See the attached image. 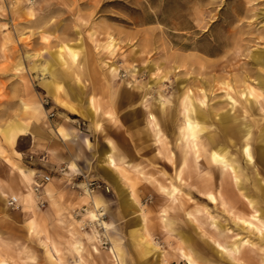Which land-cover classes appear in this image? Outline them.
<instances>
[{
  "label": "rangeland",
  "instance_id": "rangeland-1",
  "mask_svg": "<svg viewBox=\"0 0 264 264\" xmlns=\"http://www.w3.org/2000/svg\"><path fill=\"white\" fill-rule=\"evenodd\" d=\"M109 36L118 43L114 55L99 47ZM64 43L78 47L80 54L68 70L55 67L56 83L65 87L68 101L79 111H87L88 100L93 98L101 110L93 119L63 110L43 86V79L51 80V75H43L40 66L49 65L52 52ZM260 50L264 51V0H0V149L4 151L0 153V181L14 176L12 164L49 173L51 194L57 200L54 206L48 195L45 207L34 206L39 228L32 233L23 207H8V197L17 195L8 193L7 210L0 205V264H114L113 238L121 243L123 264H153V254L146 257L143 253L148 239L157 246L160 264H189L178 250L188 243L206 258L204 264H264V230L251 229L240 219L253 210L231 175L208 174L203 163L208 153L202 150L204 166L199 169L191 156L178 178L183 156L178 144L183 93L190 90L199 106L198 100H205L200 108L211 114L214 123L220 115L244 114L252 104L239 91L247 86L261 89L264 106L260 82L264 65L255 59ZM105 61L116 67L115 73L104 66ZM62 74L70 75L61 78ZM47 98L45 117L36 122L33 134L11 147L1 130L28 119L22 101L43 105ZM253 107V115H242L239 120L252 121L257 136L264 112L255 102ZM48 110L54 111L53 117ZM150 113L165 141L161 152ZM54 124L71 130L74 141L64 143L53 130ZM210 130L218 132L217 123ZM109 140L128 164L130 181L121 185L129 190L134 184L135 203L127 207L103 170L115 178L118 172L102 169L98 159ZM52 149L58 154H50ZM86 149L94 158L89 169L82 171L77 164V170H70L72 159L84 160ZM222 178L230 185L227 200H222ZM90 180L101 184L92 194L105 202L100 212L108 230L98 222L93 231L81 230V224L71 220L73 211L88 207L81 188ZM70 182L80 189L72 188ZM159 183L178 187L174 203L160 191ZM245 186L253 188L251 180ZM207 187L217 196V203L206 197ZM164 210L173 222L170 229L163 223ZM70 231L82 239L80 253L70 245ZM84 233H96L97 240H88ZM185 236L191 237L190 242ZM246 239L250 244L236 254L219 246L230 249L233 242Z\"/></svg>",
  "mask_w": 264,
  "mask_h": 264
},
{
  "label": "bare ground",
  "instance_id": "bare-ground-1",
  "mask_svg": "<svg viewBox=\"0 0 264 264\" xmlns=\"http://www.w3.org/2000/svg\"><path fill=\"white\" fill-rule=\"evenodd\" d=\"M99 47L102 48L103 51L108 53L109 55H114L118 50V43L114 37L109 36L107 40L103 43H99ZM79 48L70 44H61L60 47L52 52V61L49 65H41L40 69L42 74L51 75V80L43 79V86L49 96L53 98L56 105L66 110L72 114H77L86 117L87 119L92 118L93 116L100 112V108L95 106L93 98L88 100V109L87 111H79L76 109V106L68 101V92L65 87L61 83H56V79L58 74L55 70L57 65L64 68V70H68L71 66H74L78 62L79 58ZM255 59L261 65H264V51L260 50L256 52ZM104 66L109 69L110 72L115 73L116 67L110 64V61H105ZM70 74H62L61 78L67 77ZM78 85L81 86V81L77 78ZM262 86H264V77L260 80ZM261 89L259 87H254L253 85L247 86L245 89H241L239 93L241 95L246 94V101L251 102V106L249 108L245 107L244 114H225L220 115L219 119L216 120L219 131L215 130L211 131L210 128L215 124L212 121L211 114L200 108L201 105H204L205 100L199 99V104H196L195 99L192 97V93L190 90L185 91L182 95V99L180 101L182 108L183 121L178 127V144L182 149V167L178 172V178L181 177L183 169L187 167L190 157L193 156V162L200 167L204 165L206 168H209L207 173L210 172L214 175H227L230 174L233 180L235 181L236 187L241 192L242 196L247 200L248 205L252 208V213L249 215L239 216L247 227L254 229H263L264 230V188L262 186V182H264V125L259 126V135H254L252 128L254 127L252 121H242L239 120L242 115L244 117H250L253 115L255 108L253 107V103L259 104L260 112H264V106L261 103L260 99L263 98ZM250 98H254V102L250 100ZM231 100L235 103L237 101L231 97ZM22 110L28 116L27 120H18L14 123L8 124L4 129H2V133L4 134V138L6 142L14 147L17 141L24 136L32 135L33 127L36 126V122L45 117L46 109L42 105V103L35 102L33 100H24L22 101ZM216 114L215 116H217ZM107 116H111V113H107ZM149 119L153 120V125L155 128V136H156V146L157 150L161 152V149L165 145L164 138L162 137V131L159 128L158 121L153 114H149ZM99 126V124H98ZM37 131V127H35V132ZM57 135L64 141H74L72 139V132L65 125H60L57 129H55ZM202 138H205V141L202 142ZM108 149L104 153L101 158V167L105 169L109 167L110 169L118 172L119 176L115 178L112 172H108L107 170H103L104 174L110 178L113 186L118 190L121 198V202L124 206H129L134 204L133 196H134V184L130 185L129 190L125 189L121 182H129L130 179L127 175V166L128 164L122 161V158L117 155V147L112 141H108L107 143ZM205 146V147H204ZM236 147V150L233 148ZM205 151V162L204 165L200 159L201 152ZM3 149H0V153H3ZM17 152V151H16ZM50 154H58L57 149H52L49 152ZM17 154L21 155V153L17 152ZM203 155V156H204ZM6 160V158L4 156ZM169 159L172 160V156L169 155ZM201 161V163H200ZM245 162V164H243ZM13 175L11 176L9 181L5 180V183L0 181V205L4 210H7V206H5V199L8 196L9 192H15L22 199V212L24 213L26 221H28V225L30 228V232H38V222L33 211L35 206V198L31 189V184L34 181L33 178L37 174L34 171H30L20 167L18 164H12ZM70 170H77L78 165L75 159L69 164ZM252 169V171H251ZM137 170V169H136ZM18 173V175L16 174ZM139 173H141L139 171ZM251 180L253 188L249 189V187L245 186V183H248ZM88 183H84L87 195L86 198L90 199L87 201V208H85V217L90 219L91 223L98 222L103 226L106 230L110 228L107 222L101 220V216L104 213L100 212V210L105 208V202L102 197L97 195H93L89 188H87ZM250 184V183H249ZM248 184V185H249ZM160 191L166 194L174 203L177 200V194L179 193L178 187L171 183L170 186L162 185L159 183ZM221 189L224 191L222 194V200L230 199V185L228 181L221 179L220 183ZM211 187H207L208 191L205 192L206 197L210 199L211 203H217V196L214 195L212 190H209ZM249 189V192L247 193ZM245 190V191H244ZM52 189L50 184L47 187V193L49 196L51 195V199L54 206H57V200L54 195L51 194ZM93 208H91V207ZM72 222L79 223L74 214L71 215ZM145 221V217L143 218ZM163 223L165 228L170 229L173 225V222L167 217V211L164 210V218ZM142 225V224H141ZM74 227V225H73ZM74 230V229H73ZM75 231V230H74ZM74 231H70L72 235L71 247H73L78 253L81 252L83 248V242L80 237L76 235ZM87 236L88 240L96 241L97 234H89L84 233ZM136 235V234H134ZM264 237V234H262ZM148 239L144 242V255L148 257V255L153 254L155 261L153 264H160L159 262V252L157 246L149 241ZM191 237L185 236V241L190 242ZM250 244V239H246L243 242H233L231 244V248L228 249L222 245H219L225 252H229L231 254L239 253L241 247L244 244ZM190 246V247H189ZM93 248L96 252H99L97 246L93 245ZM179 253L183 259H185L189 264H204L206 262V258L197 252V247L191 243H188L186 246L180 245ZM111 252L114 255L115 262L114 264H123L124 263V252L121 247V243L119 240L113 238V245L111 247ZM147 259V258H146ZM146 261V260H145ZM1 264H6L5 261H1Z\"/></svg>",
  "mask_w": 264,
  "mask_h": 264
},
{
  "label": "built area",
  "instance_id": "built-area-1",
  "mask_svg": "<svg viewBox=\"0 0 264 264\" xmlns=\"http://www.w3.org/2000/svg\"><path fill=\"white\" fill-rule=\"evenodd\" d=\"M50 101L49 99H45L43 100V106H47L49 105ZM48 116L49 117H53L54 116V111L53 110H48ZM52 176L49 173H37L34 177V181L31 184V189L32 192L34 194V198H35V205L37 208H43L46 206V204H48L47 198H46V193L44 191V185L48 184L49 182H51ZM85 183L87 184V188L90 189L91 193H93L96 188L101 187V184H98L96 181L94 180H90V181H86ZM72 188H77L80 189L78 187L77 183H73L70 182ZM84 184V183H83ZM82 184V185H83ZM83 188H81V191L83 193H87L85 186H82ZM106 191H109V187L106 185L105 186ZM7 205L9 208L13 209V210H18L21 209L23 206L22 204V199L20 196L18 195H11L8 197L7 199ZM85 208H81L79 210H75L73 211L74 216L76 217V219H79V223L80 225V229L81 230H90L93 231L95 228V223H91L89 220H85L84 216H85ZM103 242L106 244L107 240H105V236L103 237Z\"/></svg>",
  "mask_w": 264,
  "mask_h": 264
},
{
  "label": "crops",
  "instance_id": "crops-1",
  "mask_svg": "<svg viewBox=\"0 0 264 264\" xmlns=\"http://www.w3.org/2000/svg\"><path fill=\"white\" fill-rule=\"evenodd\" d=\"M54 129L53 130H55V129H57V126L54 124ZM107 150V149H106ZM91 150H89L88 152H87V149H86V152H85V156H84V160H82L81 162H79L77 159H75V161H76V163L77 164H79V166L81 167V170L82 171H85L84 170V168H86V169H89V166H90V164H89V162H91L92 161V159L94 160V158L92 157V155H91ZM106 151H104L101 155L99 154V160H100V162H101V158L103 157V155H104V153H105ZM72 157H74L75 158V156H74V154H72L71 155ZM79 157V156H78ZM104 172V171H103ZM106 176V175H105ZM107 177V176H106ZM108 178V177H107ZM108 179H110V178H108ZM33 180H34V178H33ZM33 183V182H32ZM50 184V187H51V182H49L48 184H46V185H44V191H45V193H46V198L48 197V193H47V187H48V185ZM52 189V188H51ZM48 201V200H47Z\"/></svg>",
  "mask_w": 264,
  "mask_h": 264
}]
</instances>
